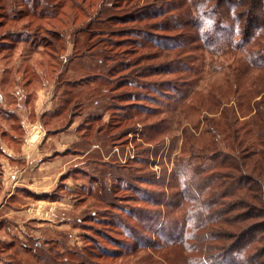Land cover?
Instances as JSON below:
<instances>
[{"label": "rangeland", "instance_id": "374dc122", "mask_svg": "<svg viewBox=\"0 0 264 264\" xmlns=\"http://www.w3.org/2000/svg\"><path fill=\"white\" fill-rule=\"evenodd\" d=\"M137 1L138 4L145 2V0ZM31 2V0H0V133L10 132L14 121L7 118L9 114L18 110L24 116L26 106L29 108L35 103L38 105L42 103L43 108L47 105L49 107L52 102V110L49 112L52 115L55 108L58 115H49L41 120L40 127L43 132L53 134L51 137L74 132L78 136L76 142L80 143L68 145L56 152L57 156L65 158L67 165L56 178L52 190L47 193L48 196L44 198L55 204L39 203L35 207L37 214L33 218L25 215L27 204H22L24 202L20 199L12 200L10 197L0 208V264H52V260L48 258V247L53 246L55 251L62 252L63 247L58 241L64 242L71 249L82 246L96 249V245L91 242L93 239L102 247L115 250L116 248L108 243L106 236L95 230H101L106 235L110 233L114 237L120 236L123 239L124 235L120 228L115 224L110 225V222L114 221L113 217L116 214L124 218L129 225L140 224L138 216L134 219L125 214L138 205L148 208L151 211L148 215L152 217H156L155 214L159 211L161 214L169 213L174 218L180 217L186 210L187 202H182L183 207H176L175 203L181 197L180 186L186 176L179 173V170H185L182 168L178 170L177 167L187 163L203 162L207 168L205 175L211 174L216 168L208 170L213 164V160L209 159L214 157L213 151H223L239 163H242L241 158L247 153L248 158L243 159L245 172L253 178H260V166H254L253 163L254 158L257 157L254 153L260 151L258 135H261L258 130L255 104L259 103L258 108L263 112L264 67L250 68L241 63V58L236 53H212L199 43L189 45L187 42L185 48L180 44L178 49L154 46L140 48L130 45L122 35L112 34L109 38L116 42L121 40V43L114 49V52H118V57H112L110 60L103 58L100 53V44L95 41L98 40L97 38L92 39L87 45L83 43L86 37L84 33L78 34V42L75 45L67 34L62 42L64 49H59L61 46L54 41L58 48L51 45L52 50H48L50 46L45 47V41L41 39L44 33L42 31L32 33L33 26L28 25L31 17L25 13L26 10L32 11ZM4 3L8 6L3 7ZM64 8L69 9L68 6ZM2 11L5 12L4 18L1 16ZM19 11L23 13L20 14ZM260 13L264 30V8ZM76 15L79 18L74 25L85 19L81 11L76 12ZM6 18L11 20H5ZM40 23L49 27L46 20L40 19ZM177 33L170 32L173 36ZM250 47L260 49V54H263L264 34L260 36L257 44H252ZM130 49H135V52L130 53ZM44 50L51 52L50 55H46ZM141 53L145 54L142 59L138 57ZM151 53H153L151 56L147 55ZM65 54L73 59L72 62L64 63L62 56ZM91 55L94 58H91ZM100 57L103 58L105 69L102 71L99 67L90 71L88 69L90 64H96ZM122 59L129 63L127 68L119 65ZM166 63L169 65H162ZM154 64L159 65L155 72L147 69V66ZM115 65L121 68L120 71L111 73L106 71V68ZM160 66L164 67L159 68ZM98 71L102 74L103 80L100 78L97 82L94 80L90 82L87 76L91 77ZM86 80H88L87 84ZM154 82H166L169 87L171 85L179 87L178 92L184 93L185 97L174 103L170 98L166 99L161 95L164 91L162 86H158L156 88L158 91L155 93L151 88L141 87L142 83ZM70 87L75 88L72 90L74 94L67 99L68 103H64L66 99L63 98H68V94L63 96V92H67ZM38 93L43 98L42 102L40 99L36 101ZM127 93L138 94V101L133 103L126 97ZM122 94L124 97H119ZM148 96H155L159 101L152 103L147 99ZM22 97H28V101L25 103ZM94 98L99 104L92 103ZM138 104L148 107L149 110L141 109ZM115 105H119L122 109H116ZM150 108L153 112H150ZM97 116H100V119H95ZM34 119L35 116L30 118V120ZM27 128H29L28 137L24 140L26 147L40 139L38 134L33 135L36 133L34 127ZM99 130L100 134L97 133ZM5 143L11 144L6 140ZM2 147L5 148V145L1 144ZM9 147L14 151L19 149L14 143ZM75 148L84 151L79 152ZM235 150H238V153L242 152L243 155L236 154ZM1 158L8 161L9 165L2 164ZM0 162V184L8 187L14 183V175L16 170H19V164L14 160L12 164L4 158L1 150ZM220 164L222 166L218 170L222 172L221 174L226 172H233L236 176L240 175L239 173L243 174L241 171L237 173L229 169L226 166L227 161ZM96 167L106 170L102 181L106 186H113L112 178L106 179V177L124 176L123 179L118 180L116 188L112 187L114 190L112 203L116 202L113 205L101 201L99 188H96L98 185L92 182L94 176H98L99 170L94 171ZM186 170L189 172L188 169ZM127 174L136 176L138 181H131L132 178ZM36 183L39 187L46 181L40 180ZM128 183L140 189L136 190L128 186ZM149 189L166 195L165 200L171 201L172 208L169 205L168 212L165 213L166 206L159 208L147 205V201H140L141 197L147 196L145 190ZM212 189L211 186L204 191L206 197L209 198ZM195 190L199 192V189L195 188ZM195 190L194 185L189 188L194 198ZM2 195L0 191L1 201L4 200ZM153 197L156 200L161 198L156 194ZM240 199L246 200L241 195ZM116 205H120V209ZM241 212L247 216L255 213V210L235 209L230 216ZM41 213L49 217L41 216ZM89 215L93 216L89 217ZM257 222L260 224V219L249 217L238 227L224 226V228L228 232L233 231L237 234L246 224ZM141 223H145L144 220L141 219ZM257 229L255 233L259 239L264 231L260 230V226L255 231ZM207 230L209 229L204 227L199 235ZM142 235L149 234L144 231ZM230 243L231 241H220L218 247L224 246L218 249L222 250L220 253L229 249ZM39 244H41L40 250L39 246L36 247ZM125 244L132 243L129 241ZM263 244L264 237L259 239L254 244V249H249L247 253L260 251V246ZM64 255L67 257V253ZM123 255L107 256L100 258L99 261L105 264H159L156 263L154 256L144 250ZM165 255L167 260H163L161 264H171L172 260L173 263L181 264L180 252L167 251Z\"/></svg>", "mask_w": 264, "mask_h": 264}, {"label": "trees", "instance_id": "16d2710c", "mask_svg": "<svg viewBox=\"0 0 264 264\" xmlns=\"http://www.w3.org/2000/svg\"><path fill=\"white\" fill-rule=\"evenodd\" d=\"M31 1L32 11L26 10L25 13L31 17L28 25L33 26L32 33H41V31L44 33L41 39H44L45 47L50 46L48 50H52L53 47L51 45L56 49L58 48V45H55L54 41H56V43L58 42L59 46H61L59 49H64L62 42H64L63 38L67 34L73 39L75 45L78 42V34L84 33L86 37L83 43L87 45L92 39L97 38L98 40L95 41L100 44V53H102L103 58L106 57L110 60L112 57H118V52H114V49L119 47L121 43V40H117V42L111 40L109 37L112 34L122 35L125 37V41H128L130 45L132 44L134 47L140 48L154 46L164 49H178L180 44H182V48H185L187 42H189V45L199 43L212 53H236L240 56L241 63L250 68L264 67V49L263 54H260V49L257 50L250 47L252 44H257L260 36L264 34L261 25L262 19L260 18V11L264 8V0H145L142 4H138L137 0ZM2 5L3 7L8 6L6 3ZM67 6L69 8L68 10L64 8ZM88 8L90 10H87ZM79 11L82 12L85 19L74 25L79 18L76 12ZM18 13L21 14L23 11H19ZM1 16L4 18L5 12L2 11ZM36 19L39 21H36ZM40 19L46 20V24L49 25V27L43 26L40 23ZM5 20L10 21L11 18H6ZM12 21H14V19H12ZM175 31L178 32L174 34L175 36L170 34V32ZM261 32L262 34H260ZM46 33L48 35H45ZM6 35H8V32ZM168 41H170V43H167ZM129 51L130 53H134L135 49H130ZM44 53L50 55L51 52H46L44 50ZM152 54L153 53L147 55L151 56ZM53 55L56 56V54ZM144 56V53L138 54V57L141 59ZM62 57H64V63L68 61V63H70L73 60L72 58H68L66 54ZM91 58H94V56L91 55ZM103 58L100 57V59H97L98 61H96V64H90L91 68L89 66L88 69L91 71L101 67L103 71L105 69L103 66ZM119 65L127 68L129 63H126L122 59ZM154 65L147 66V69L155 72L159 65ZM162 65L169 64L166 63ZM117 66H109L106 68V71L108 73L115 72L116 70L120 71L121 68ZM161 67L164 66H160L159 68ZM100 78L103 80V76L99 71L94 72L91 77L87 76L90 82L92 80L97 82ZM87 83L88 80H86V84ZM165 83L166 82L142 83L141 87L151 88L152 92L155 93L158 91L156 88L162 86L164 87V91L161 95L166 99L170 98V101L173 102L179 101L185 97L184 93L180 94V92H178L177 89H179V87L174 85L169 87L168 84ZM74 89V87H70L67 92H63V96L68 94V98H63V100L66 99L64 103H68L67 99L71 98V95L74 94V92H72ZM138 96V94L134 93L126 94V97L130 98L133 103H135L134 101H138ZM119 97L124 96L122 94L121 96L119 95ZM262 98L264 100V97ZM147 99L152 103L159 101L155 96H148ZM23 101L27 102L28 97L24 98ZM93 102L95 103L94 105H96L97 101L95 98L92 100V103ZM97 104H99V102ZM259 105V103L255 104V111L258 114L257 124L259 127V134L261 133V135H258L260 151L258 150L257 153H254L257 157L254 158L253 163L254 166H260V178H253L245 172V162H243V159L248 158L246 155L247 153H244L245 156L241 158L242 163H239L238 160H235L232 156L230 157V155H227V153L223 151H213V154H215L214 157L209 158L213 160V164L210 165L208 170L210 171L216 168L211 174L205 175L207 168L203 162L198 164L187 163V165L183 164L177 167L178 170L181 168L185 170H179V173L184 174L186 179H188H185L183 183L181 182L182 186H180L179 194L182 198L179 197V201L176 203L173 202L176 207H183L184 204H182V202H187L186 210L183 211L180 217H171L169 213L161 214V211L155 214L156 217H152L148 215L151 212L148 208L138 205L137 207H133L132 211L125 213L128 217L134 219L138 216L140 224L136 226L129 225L121 216L118 217L116 214H114V217L112 216L115 222H110V225L115 224L117 228H120L124 235L123 239L125 240L120 236L114 237L110 233L106 235L103 234L101 230H95L104 237L106 236L108 243L114 246L116 248L115 250L107 247L104 248L93 239H91V242L96 245V249L86 246L71 249L66 246L64 242L55 240L61 244L63 251L57 252L53 249V246L48 247V258L52 260V264H105L99 261V259L107 256L120 257L124 256L123 254L125 253H133L139 250L147 251L149 255L154 256L156 263L158 262L159 264L163 263V260H167V258H165V253L167 251L170 252L174 250L180 252L181 261L179 263L181 264H264V244L260 246V251H254L251 254L247 253L249 249H254V244L258 242L259 239L261 240L264 237L263 233L262 237L258 239L255 233L258 231V229L255 231V229L259 226L260 230L264 231V109L263 112H260L258 108ZM115 106L116 109H122L119 108V105ZM138 107L149 110L148 107H143L140 104H138ZM59 108H62V106H59ZM150 112H153L151 108ZM11 114H9L7 118L12 119L14 122L12 121L13 123L11 124L9 134L4 131L0 133L1 141L6 140L9 142L14 139L13 136L19 139V137L26 134L25 128L22 126L16 112ZM56 115H58V112L54 108L51 116ZM124 115L123 113L122 116ZM96 118L100 119V116L95 117V119ZM97 133L100 134V130L97 131ZM2 135L6 137L3 138ZM78 142H74L73 144L77 145ZM75 149L79 152L84 151L78 150V148ZM0 150L2 154L1 146ZM235 152L236 154L243 155L242 152L238 153V150H235ZM229 157L232 158L231 163L229 162ZM238 158L239 157H237V159ZM223 161H227L226 166L232 171H236L237 173L241 171L243 174L239 173L240 175L238 176L233 172L221 174L222 172H220L218 168L222 166L220 162ZM97 169L99 170L98 176L95 177L93 175L94 180H92V182H96L98 185L96 188H99L101 201L113 205V203H116H112V201H114L112 200L113 188H116L118 180L123 179L124 176L112 175L109 176V178L106 177V179L112 178L113 180V186H106L102 184L106 170L96 167L94 171L96 172ZM186 169H188L189 172ZM128 177L132 178L131 181H138L136 176L129 175ZM182 177L183 176H181V178ZM127 180L128 179H125V181ZM193 185L194 190L195 188L199 189V192H196V190L194 191V194L196 192L197 198H194L191 191H189V188ZM128 186L136 190L140 189L139 187H134L132 183H128ZM211 186L214 191L212 189L208 198L205 196L204 191ZM85 190L88 189L86 188ZM145 191L147 196L141 197L142 200L140 201H147V205L159 208L160 206H166L167 209L165 213L168 212L169 205L170 208H172L171 201L165 200L166 195L152 192L150 189ZM153 193L161 197L160 200H156V198L153 197ZM243 193L246 195L244 196ZM240 195L246 200L242 201ZM47 196L48 194L42 197L46 198ZM119 207L120 205L117 206V208ZM235 209L244 211L252 209L255 210V213L246 216L241 212L240 214L230 216ZM92 216L93 215H89V217ZM249 217H257V219H260V224L259 222L255 224H246V228L244 227L245 229L243 228L237 233L239 235L233 231L228 232L224 228V226L238 227L241 223H245ZM141 219L144 220L145 223L142 224ZM142 225H144V227ZM204 227L209 230L199 235ZM117 231L119 232V230ZM144 231L151 237L149 235L143 236L142 233H144ZM129 241H131L132 244H125V242ZM220 241H231L229 244L231 247L223 253H220L222 251L218 250L220 248L218 247ZM40 245L41 244L36 245V247L39 246V250L41 249ZM222 248H224V246H222ZM65 253H67V257H64ZM171 260L172 259H170V261ZM173 262L172 260L171 264H176Z\"/></svg>", "mask_w": 264, "mask_h": 264}, {"label": "crops", "instance_id": "0c3cea01", "mask_svg": "<svg viewBox=\"0 0 264 264\" xmlns=\"http://www.w3.org/2000/svg\"><path fill=\"white\" fill-rule=\"evenodd\" d=\"M38 99H40V102L43 101V98H41L39 93L36 95V101ZM47 106L42 108V103H39V105L35 103L33 107L31 106L29 108L26 106V114H24V116L17 110L16 114L20 119L22 126L25 128L26 134L19 137V139H17L16 136H13L14 141L10 140V145H7L5 141L0 142V146L1 144L5 145V148L2 147L3 157L12 162V164L13 160L19 164V170H16V174L14 175V183L8 187L0 184V191L3 194L2 197H4L3 201L0 200V208L8 202L10 197L12 200L20 199L24 202L22 204H27L25 215L31 218L35 217L37 214L35 207L39 203L48 205L49 203L55 204L53 201L44 200L45 197L42 196L52 190L54 182L57 180L56 178H58L67 165L65 158L57 156L56 152L68 145H72L78 140V136L74 132L60 135V137L57 135V137H51L53 134H46V132H43L40 127V122L47 116L51 115V112L49 111L52 110V102L50 103V108ZM32 116H35L34 120H30ZM28 126L36 129V133L33 135L38 134L40 139L38 138L36 143L34 142L26 147L24 140L28 137ZM44 134L45 136H43ZM13 143L16 148H19L16 149L17 151H14L9 147ZM25 148L27 150H25ZM1 161L2 164L9 165L8 161L3 160L2 158ZM40 180H45L46 183L42 186L39 185L38 187L36 182L39 183Z\"/></svg>", "mask_w": 264, "mask_h": 264}, {"label": "built area", "instance_id": "2783aa9c", "mask_svg": "<svg viewBox=\"0 0 264 264\" xmlns=\"http://www.w3.org/2000/svg\"><path fill=\"white\" fill-rule=\"evenodd\" d=\"M41 216H44V215H42V213H41ZM44 217L48 218L49 216H44Z\"/></svg>", "mask_w": 264, "mask_h": 264}]
</instances>
